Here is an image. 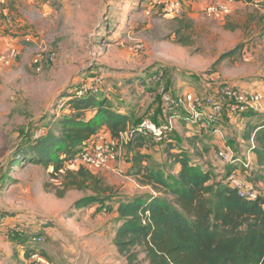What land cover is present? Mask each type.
I'll list each match as a JSON object with an SVG mask.
<instances>
[{
	"label": "rangeland",
	"instance_id": "1",
	"mask_svg": "<svg viewBox=\"0 0 264 264\" xmlns=\"http://www.w3.org/2000/svg\"><path fill=\"white\" fill-rule=\"evenodd\" d=\"M173 1L0 0V264H25L28 249L51 264H127L115 244L122 223L117 208L125 199L155 193L126 168L138 150L129 140L122 146L123 169L119 160V168L94 172L103 187H112L107 192L89 183L64 184L80 150L58 173L28 157L31 143L72 112L66 95L107 98L109 109L129 114L137 127L145 118H163L165 92H192L211 106L207 99L223 97L217 86L227 82L262 93L254 113L264 115V11L234 0L229 15L215 18L206 8L226 4L222 0H181L178 9ZM186 36L190 44L178 42ZM241 42V55L214 66ZM95 112L90 109L89 116ZM236 116L223 114L216 129L198 123L192 144L184 136L177 140L178 133L173 139L186 146L189 160L213 173L212 182L232 184L239 175L249 190L258 191V168L248 156L256 142L243 135L246 120L237 122ZM228 144L241 157L238 167L217 156ZM169 151L163 147L148 162L166 177L178 174Z\"/></svg>",
	"mask_w": 264,
	"mask_h": 264
},
{
	"label": "trees",
	"instance_id": "2",
	"mask_svg": "<svg viewBox=\"0 0 264 264\" xmlns=\"http://www.w3.org/2000/svg\"><path fill=\"white\" fill-rule=\"evenodd\" d=\"M260 5L264 8V1ZM261 19L264 20V14ZM180 32L177 29L176 35ZM177 39L190 44L187 36ZM243 48L241 42L222 53L214 66L241 55ZM66 96L71 97L68 104L72 112L60 117L54 122L55 128L29 147L32 153L28 157L35 163L53 166L55 173L63 171L65 161L102 126L117 137L135 129L129 114L109 109L107 98L91 95L83 99L71 93ZM90 109L96 110L91 117ZM254 111L242 112L236 117L252 116ZM258 126L253 149L259 171L254 180L264 186V123ZM172 135L166 146L171 151L169 156L181 165L178 174L166 177L160 167L155 169L144 164L149 155L140 150L134 154V174L137 173L141 182L150 184L155 193L125 199L117 208L122 223L117 229L115 244L127 264H264V190L258 189L254 199L243 198L230 184L212 182L213 173L202 168L201 163L189 160L184 149L172 151ZM189 142L193 143L191 139ZM130 143L142 148L148 144V137L134 134ZM66 173L67 188H83L89 183L94 184L95 191L113 190L110 186L103 187V182L83 165ZM32 251L27 250V259ZM25 264L36 263L30 260Z\"/></svg>",
	"mask_w": 264,
	"mask_h": 264
},
{
	"label": "built area",
	"instance_id": "3",
	"mask_svg": "<svg viewBox=\"0 0 264 264\" xmlns=\"http://www.w3.org/2000/svg\"><path fill=\"white\" fill-rule=\"evenodd\" d=\"M173 2H176V6L172 5L176 9L182 6L181 0H174ZM230 13L231 7L228 4L212 3L206 8V15L209 17L222 18ZM25 39L31 41L28 35ZM41 61V55L37 54L34 58V64L38 66V70L41 69ZM217 87L220 88L219 92L224 90V92H221L223 97H219L214 101L216 94L214 97L210 96L207 102L211 106H205L206 101H202L192 92H185V94L178 96H175L171 91L165 92L162 97L164 102L162 109L163 123L158 124L149 118H145L135 129L122 132L118 137L113 136L109 130L101 128L81 146L79 154L75 155L70 162L71 167L75 168L83 165L93 173L114 169L115 166L118 167L123 142L131 141L134 134L153 138L159 143H168L176 128V120L179 118H184L194 125L201 123V125L210 128L217 125L226 112L227 115L232 117L237 114L240 115L242 112L258 109L259 101L263 99V94L258 91H241L227 82L218 83ZM212 128L216 129L217 127ZM217 156L232 166L242 163L241 157L235 155L229 144L225 151L223 149L218 151ZM231 182L230 185L238 191L241 197L254 199L258 196V191L249 190L245 181L239 175H234ZM30 260L36 264H51L47 257L38 250L31 252Z\"/></svg>",
	"mask_w": 264,
	"mask_h": 264
},
{
	"label": "crops",
	"instance_id": "4",
	"mask_svg": "<svg viewBox=\"0 0 264 264\" xmlns=\"http://www.w3.org/2000/svg\"><path fill=\"white\" fill-rule=\"evenodd\" d=\"M222 1L224 3H226V4H228V5H231V6L235 3L234 0H222ZM263 1L264 0H254L253 2H249V3H242V1H240V6H243V5L253 6V7H256L255 9H258L260 11H264V8L261 7V5H260V3L263 2ZM261 28H263L262 23H261ZM245 85H247V83ZM262 110H264V107H263ZM261 113L263 114V112H261ZM240 118L245 119L246 123H247V128L245 129V131L243 133V135H245L246 138H248V137L249 138L250 137L254 138L255 132L259 128L258 125L264 123V115H256L255 116V114H254L252 116H243V117L240 116V117L236 118L235 120H237V122H238V119H240ZM158 122L163 123L164 122V118H161L160 121H158ZM198 131H199V125H194L192 123L187 122V120H185L184 118H179V119L176 120V128H175V130L173 132L174 136L172 135V141H174L173 137H175V136L177 137V133H178V137H177L178 139L177 140L181 139L184 136L188 140V143L190 144L189 139H191L194 142L195 141V137L198 134ZM200 132H202V131L200 130ZM244 140H245V138H243L242 142L245 143L246 141H244ZM167 144L168 143H164V144H158L157 143L156 145H154V147H151V144L148 141V144H146L142 148H137V149L138 150L140 149V151L142 153L149 155L150 158H151V156L154 157L155 154L156 155L159 154L156 151H160L163 147L167 148V146H166ZM176 144H177V141L175 139L174 143L172 144L173 147H174V149H172V151H180L181 149L185 150V148H186L185 145L181 144L180 146H177ZM167 151H168V149H167ZM249 151L250 152H248V156L250 157L251 160H253L255 166L259 169V166L257 165V156H256V153H255L254 149L252 147H250ZM130 155H131V158H130L131 163L130 164L128 163L126 168H129V170L131 172H133V168H132L133 157H134L133 152H131ZM119 160H120V169H123V165L125 163L124 158L121 157V159H119ZM148 162H149V160L148 161H144V164L148 165ZM240 165H237V166H232L231 165V168H235V167H238ZM126 168H125V170H126ZM180 169H181V165L177 163L175 172L178 173ZM135 175L137 176V173ZM255 182H256V185L259 187V189L263 191L264 190L263 184L261 182H257V181H255Z\"/></svg>",
	"mask_w": 264,
	"mask_h": 264
}]
</instances>
